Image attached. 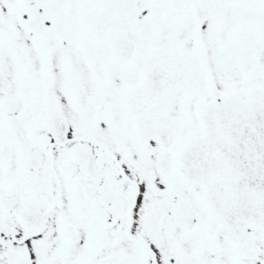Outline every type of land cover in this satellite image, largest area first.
<instances>
[{"label":"snow or ice","instance_id":"snow-or-ice-1","mask_svg":"<svg viewBox=\"0 0 264 264\" xmlns=\"http://www.w3.org/2000/svg\"><path fill=\"white\" fill-rule=\"evenodd\" d=\"M0 264H264V0H0Z\"/></svg>","mask_w":264,"mask_h":264}]
</instances>
